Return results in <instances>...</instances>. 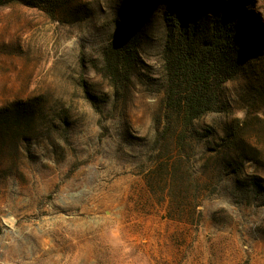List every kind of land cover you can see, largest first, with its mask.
Here are the masks:
<instances>
[{"label": "rangeland", "instance_id": "1", "mask_svg": "<svg viewBox=\"0 0 264 264\" xmlns=\"http://www.w3.org/2000/svg\"><path fill=\"white\" fill-rule=\"evenodd\" d=\"M215 2L0 4V264H264V0L182 142L165 107Z\"/></svg>", "mask_w": 264, "mask_h": 264}, {"label": "trees", "instance_id": "2", "mask_svg": "<svg viewBox=\"0 0 264 264\" xmlns=\"http://www.w3.org/2000/svg\"><path fill=\"white\" fill-rule=\"evenodd\" d=\"M14 1L0 0V4ZM245 2L216 0L211 30L203 42H196L193 29H185L177 40L171 38L166 44L164 60L170 79L165 89V107L177 116L178 142L183 141L181 135L194 121L214 110L217 89L229 78L223 75L224 71L238 67L233 63L232 53L239 42V22ZM17 111L5 115L19 119L22 114Z\"/></svg>", "mask_w": 264, "mask_h": 264}, {"label": "bare ground", "instance_id": "3", "mask_svg": "<svg viewBox=\"0 0 264 264\" xmlns=\"http://www.w3.org/2000/svg\"><path fill=\"white\" fill-rule=\"evenodd\" d=\"M87 236H88V235H87ZM86 240H87V239H86ZM89 242H90V241H89ZM125 243H126V242H125ZM125 243H124V244H125ZM124 244H123V245H124ZM98 246H99V245H98ZM64 249H65V248H64ZM94 249H95V248H94ZM108 250H109V249H108ZM111 254H112V253H111ZM95 255H96V254H95ZM136 255H137V254H136ZM111 256H112V255H111ZM138 256H139V255H138ZM123 258H124V257H123ZM138 258H139V257H138ZM120 259H121V257H120ZM146 259H147V258H146ZM127 261H128V260H127ZM215 261H216V260H215ZM127 263H128V262H127ZM147 263H148V261H147Z\"/></svg>", "mask_w": 264, "mask_h": 264}]
</instances>
